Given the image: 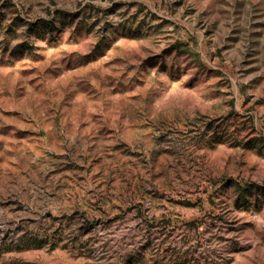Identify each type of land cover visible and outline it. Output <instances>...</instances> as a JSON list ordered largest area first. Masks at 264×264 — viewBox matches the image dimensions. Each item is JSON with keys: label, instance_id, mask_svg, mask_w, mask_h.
I'll return each mask as SVG.
<instances>
[{"label": "rangeland", "instance_id": "rangeland-1", "mask_svg": "<svg viewBox=\"0 0 264 264\" xmlns=\"http://www.w3.org/2000/svg\"><path fill=\"white\" fill-rule=\"evenodd\" d=\"M0 264H264V0H0Z\"/></svg>", "mask_w": 264, "mask_h": 264}]
</instances>
